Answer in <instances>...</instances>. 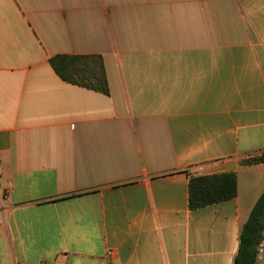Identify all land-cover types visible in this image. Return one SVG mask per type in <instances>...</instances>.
<instances>
[{
  "label": "crops",
  "instance_id": "obj_1",
  "mask_svg": "<svg viewBox=\"0 0 264 264\" xmlns=\"http://www.w3.org/2000/svg\"><path fill=\"white\" fill-rule=\"evenodd\" d=\"M59 54L102 55L110 95ZM262 152L264 0H0V264H235Z\"/></svg>",
  "mask_w": 264,
  "mask_h": 264
},
{
  "label": "trees",
  "instance_id": "obj_2",
  "mask_svg": "<svg viewBox=\"0 0 264 264\" xmlns=\"http://www.w3.org/2000/svg\"><path fill=\"white\" fill-rule=\"evenodd\" d=\"M57 75L65 82L110 95V84L102 55L59 54L50 59ZM264 163V152L243 161L245 165ZM238 177L235 172L191 176L189 207L197 210L234 199L238 195ZM76 196V195H73ZM264 239V192L255 204L240 235V247L235 264H256L259 246Z\"/></svg>",
  "mask_w": 264,
  "mask_h": 264
},
{
  "label": "rangeland",
  "instance_id": "obj_3",
  "mask_svg": "<svg viewBox=\"0 0 264 264\" xmlns=\"http://www.w3.org/2000/svg\"><path fill=\"white\" fill-rule=\"evenodd\" d=\"M258 249H259V255L256 264H264V239Z\"/></svg>",
  "mask_w": 264,
  "mask_h": 264
},
{
  "label": "built area",
  "instance_id": "obj_4",
  "mask_svg": "<svg viewBox=\"0 0 264 264\" xmlns=\"http://www.w3.org/2000/svg\"><path fill=\"white\" fill-rule=\"evenodd\" d=\"M2 172H1V162H0V190H1Z\"/></svg>",
  "mask_w": 264,
  "mask_h": 264
}]
</instances>
